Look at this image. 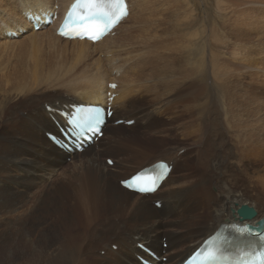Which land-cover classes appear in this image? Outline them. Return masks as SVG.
I'll use <instances>...</instances> for the list:
<instances>
[{
    "label": "bare ground",
    "instance_id": "6f19581e",
    "mask_svg": "<svg viewBox=\"0 0 264 264\" xmlns=\"http://www.w3.org/2000/svg\"><path fill=\"white\" fill-rule=\"evenodd\" d=\"M73 1L0 0V44L11 46V44H16L28 37L39 38V40L53 39L60 45L56 53H60L62 57L78 55L80 58L92 59V66L95 68L92 71L86 66L87 68H80L82 69L80 72H75V69L66 71L62 75L65 79L64 84L48 87L40 83L31 93L15 85L8 88L7 96L22 89L20 91L21 94L30 93L28 96L30 98L29 101L25 99L23 102L13 103L12 100L10 101L9 98L4 97L7 91L0 94V242L20 243L23 246L19 254H17L20 260L27 257L25 247L30 248L29 246L32 245L33 254L36 257L44 258L45 253L52 250L57 243L61 248L60 253L57 255H59L62 264H120V261L124 264H141L137 256L147 257V255L138 249L137 244L140 243L151 248L157 256L167 252V256H164L167 258V263L161 264H181L193 250L198 248L220 226L230 224L256 226L257 222L264 218V209L255 206L248 197L246 187L244 185L242 187L237 183L236 177H231L234 179L233 183H231L232 186L224 178L228 173L223 172L222 169L230 164L229 157L233 155V152L225 149L223 155L217 153V149L226 146L227 142H224V138L220 140V143H213L211 141L213 139H206L216 128H212V131L208 132V129L204 127L205 123L202 122V126L199 128L193 125L190 127L191 129L189 128L184 132H178L179 128L177 129L178 131L174 130L173 136L175 137L179 134L185 138L195 137L196 140L193 141V144H189L191 146L201 145L203 140L206 139L208 145L205 148V152L210 155V161H212L208 163L207 169L204 163L200 161L204 157L203 151L202 153L200 150L197 151L195 157H191L192 153H188L189 151L180 156V152L186 150L188 146L175 143L171 149H166L167 147L163 148L164 144H162V141L148 142L146 141L147 136H144V133L159 132L156 129L159 128L160 130L166 123L160 121L159 118L169 115L168 110L172 112L173 109L176 112L180 107L182 97L186 98L182 105L189 104L188 111L185 112L184 110L185 113L183 114L191 121L197 122L200 119L193 116L195 110H200L201 116H204L206 115L205 111L212 107L208 106V102L200 104L201 97L206 93V89L210 88L211 83L215 85L216 81L213 77L208 76L206 84L197 79L200 69L202 71V69L205 70L206 66L208 67L209 62L207 59L209 56L206 53L199 52L200 49L198 51L195 49L196 47H194L193 43L198 41V37L196 38L194 35L183 31L182 25L186 26L189 19H185L184 16L181 17L178 12V17H175L177 19L173 25L171 24L172 26L170 23L165 22L170 27L163 29L162 32H155L156 34L153 35L154 46L153 48L149 46L152 50L147 53L142 52L147 54H144V57L141 55L142 53L140 54L143 57V61L142 59L140 60L141 63L130 65L129 59L127 62V58L124 56L123 58L119 57L118 50L112 46V42L117 41L118 36L116 37V35L122 32L124 24L128 21L134 20L135 22L133 23L136 24L143 21L144 12L150 8V0H127L129 6L127 19L123 20L113 31V33H116L115 36L112 33L97 44H92L88 41H70L57 36V28ZM211 1L204 0L199 2V6H203V9L208 12V21L213 18ZM206 2L210 4V8L206 5ZM233 2L237 6L235 7L234 5V8L239 9L238 12L241 13L242 20L246 19L243 17L247 15L248 18L246 20L249 23L247 25L250 26L249 31L247 30L248 33L241 32L242 34L234 36L236 41L239 44H244L246 41H261L263 39L264 42V19L262 22L256 17L253 20H251L252 18L250 19L251 12H264V0H235ZM156 3V0H153L155 6L157 5ZM171 3L172 0H168V4ZM165 4L163 5L162 3L163 6L167 5ZM179 4L177 0L172 3V5L177 7L176 12L181 9ZM222 4L224 5V3ZM232 4H230V9L233 6ZM50 13H53L54 16L56 14L58 19L52 24H44L45 16ZM253 15L255 16L256 14ZM31 17L41 19V22L38 21L41 25L38 30H35L30 20ZM238 17L240 18V16ZM255 18L260 21V24L262 23V26H259V22ZM242 20L239 19L241 23L247 22L245 20L242 22ZM245 23L243 27H245ZM259 28L262 29L263 34L257 35L255 32ZM137 32H139V29ZM133 39L136 40L135 38ZM137 39L139 40L140 38ZM219 43H223L220 45H226L229 42L225 39L219 41ZM129 44L131 45V42ZM143 44H146V40ZM253 44L255 45V43ZM256 44L258 43L256 42ZM139 45L137 46L139 47ZM137 46L135 45V47ZM260 46L263 47L264 45L262 46V43H260ZM221 47L223 48V46ZM117 48L121 49V47ZM142 48L144 47L142 46ZM12 49L10 48V50ZM139 49H141V45ZM134 51L133 49V54L135 53ZM138 51L141 52L142 50ZM184 52L192 55L193 58L190 59L189 55H185ZM221 52L223 53V51ZM209 53L213 55L212 51ZM102 55L104 58H108V61H104V58L101 59ZM220 56L219 58H222ZM262 57H264V53L259 54L258 60H252V62L247 60L248 63L246 64L239 63L233 68L227 66V68H222L219 83L216 84L218 87L216 92L219 95L218 103H223L224 109L228 107V101L240 106L239 114L234 116L238 121L237 125L235 122L236 127L240 128L241 123L245 120L255 124L253 131L247 132L248 137H250L248 141L244 140L241 144L240 157L246 164L243 163L244 161L239 163L253 169L255 173H259L256 171L258 169L255 168L256 163L252 164L250 161L252 156L256 159H259V157L263 159L262 157H264V130L260 126L261 119L257 118L258 115L256 117V114L252 116L244 113L254 112L253 106L260 104V84L251 82L264 77L262 75L263 68L259 67L263 61H259V58ZM169 62L178 65V68H176L177 66L170 68V65L168 67L167 64H170ZM81 65L84 64L81 63ZM183 69L184 73H182ZM254 70H257V75ZM250 71L254 75H249ZM55 72L52 73L55 74ZM205 72L203 71V73ZM244 74H248L251 82L246 80L245 77L247 75ZM56 75L59 76L58 73ZM104 75H107L108 80ZM23 76L25 77V75ZM150 80L157 82V84H153L154 82H150ZM201 83H204L203 86L200 85ZM110 84H116L117 88L110 89ZM184 84L186 86L181 88ZM188 85L191 90L185 91L184 88H187ZM50 88L51 90H49ZM208 90L212 93L213 89L210 88ZM260 92L264 94L263 91ZM109 93L115 95L114 100L110 103L114 114L104 126L103 137L94 143L93 146H89L81 154L77 152L72 154L60 150L48 140L46 133L58 132L54 121L65 124L58 113L59 111L70 109V106L73 105L107 107ZM153 95L157 101H161L165 97L169 98V100L159 104L156 108L148 109L145 106L152 104H144V102L148 99L147 97ZM190 98L192 100L196 99L189 101ZM48 108L53 111H48ZM157 114L159 115L158 117ZM210 115L212 114H207L206 116L211 117ZM179 116L174 115L170 120H177ZM18 119L22 120L20 124ZM122 119L125 122L134 121L136 127L116 125V121ZM183 121L186 120L183 119ZM214 121L216 120L214 119L212 122ZM241 129L243 130V128ZM129 141H135L136 143L133 144L131 142L132 144L128 145ZM138 142L140 143L139 145ZM213 148L216 149L214 150ZM258 150H262L263 153L260 151L256 152ZM108 155L113 156V158ZM102 157H105L104 164L99 160ZM69 158L74 165L72 166L74 173L67 174L68 172L64 170L58 173V168ZM77 158H81L79 163L76 161ZM148 158L149 162H140ZM108 159L114 162L112 168L106 163ZM161 161L171 163L173 170L153 196L131 193L120 186V181H124L136 172ZM233 164L232 162V166ZM116 167L118 168L117 172L122 177L116 175ZM191 168H193L192 170L195 168L200 170L201 179L199 181L196 179L192 181L191 177L189 178L188 174H186L190 172ZM132 170L134 171L131 174L128 173ZM175 173L188 178L183 177V179L176 176ZM193 177L195 178L196 176ZM216 178H218V182L215 181ZM49 179H53L50 185L48 184ZM60 179L62 180L61 182ZM213 187L216 188V192L212 191L211 188ZM233 188L236 190H233ZM242 188H244V192L241 191ZM262 193H264V190ZM152 199H157L155 202H161L162 207L157 209L153 205ZM244 205L256 208L258 213L256 219L244 222L239 220L237 210ZM84 215L89 220L88 224H84ZM86 225H89V227L84 229ZM51 230H53L52 233ZM112 237L114 238L113 241ZM163 239L167 244L166 249L162 247ZM94 241L95 243H93ZM253 244H256V242ZM234 249L235 246L233 247ZM8 255L17 257L14 252H9ZM119 257H121L120 261ZM56 263V257L53 256L38 262V264Z\"/></svg>",
    "mask_w": 264,
    "mask_h": 264
},
{
    "label": "rangeland",
    "instance_id": "374dc122",
    "mask_svg": "<svg viewBox=\"0 0 264 264\" xmlns=\"http://www.w3.org/2000/svg\"><path fill=\"white\" fill-rule=\"evenodd\" d=\"M158 1L161 2V3L158 4L159 3ZM163 1H165V0H161V1L160 0H156V2H157L156 4L157 5L155 6L153 4V0H150V8L146 10L147 12L146 11L144 12L143 21L141 23H139L140 25L137 23L138 24V26H137L136 23H133V22H135L134 20L128 21L126 24H124V27L122 28L123 29L122 32H119L118 35H116V33H115L116 37L117 36L118 37H117V41L112 42V46L118 50L119 57H122L123 58V56H124L125 58H127V60L125 59L127 62H128V59H129L130 65H137L138 63H141V61H140L141 59L143 61V57L145 55H147L145 53L150 52L152 50V48L154 46L153 45V43H154L153 35L156 34L155 32H157V31L162 32L163 29H167L168 27H170L171 24L173 25L174 22L177 19L175 17H178V12L181 14L180 15L181 17L184 16L185 19L188 18L189 20H188L187 24L188 23L189 24L188 25L186 24V26H183L182 25L183 31L185 33H187V34L194 35L196 38L198 37L197 38L198 41H194V43H193V45H195L194 47H196L195 49H197V51L200 49L199 52L206 53L207 56H209V58L207 59V61L209 62L208 63V67L206 66L205 70L202 69V71L200 69V72H199V75H198V78L197 79L200 80V81H202V82H204L205 84H206V79L208 80V77H213L215 79V81H216L215 82V85L213 83H211V85H210V88L213 89L212 90V93H211V91L208 90L210 88H207L206 89V93L201 97V102H200V104H203V103H207L208 102L207 103L208 106L209 105L212 106V107L209 108V110H206L205 111L206 115L207 114H212V115H210L212 118L209 117V116H206V115L201 116V111L200 110H195L193 112V116L195 118H200L197 121L198 123L196 121H191L189 118H187V116L185 117V114H183V113H185V112L188 111L189 104H187V105H184L183 104L182 105V103L186 99L185 97H182L181 98L182 101H181L180 107L177 109L176 112L173 111V109H172V112L171 111L169 112V110H168L169 115L162 116V117L159 118L160 121L166 122V123H164L165 126L163 125L160 128L161 131L159 130V128H157L156 131L157 132L159 131L158 133H155V132L144 133V136H147L146 141H148V142L155 141V140L162 141V144H164L163 148H166L167 147L166 149H171L172 148V145L175 144V143L176 144H181L182 146H188V148L186 150H183V151L180 152V154H179L180 156L184 155L187 151H189L188 153H192L191 154L192 155L191 157H195V154L197 153V151L200 150L201 153L203 151V156L204 157L202 159H200V161L202 163H204L205 168L207 169L208 163H211L212 161H210V155L205 152V148L208 145V142H206V139H209V140L210 139H213V140H211L213 143H220V140H222L224 138V142H227L226 143V146L220 147L219 149H217V151H218L217 153L223 155V152L225 151V149L226 150L229 149V150H231L233 152V155L229 157L230 164L224 166L223 167L224 170L222 169L223 172L228 173L227 175L224 176V178L226 180H228L230 186H232L231 183H233L234 179H232L231 177H233V178L236 177L237 178L236 179L237 180L236 182L239 183L242 187H243V185L246 187L248 197H249V199L252 200V202L255 204V206L257 208L264 209V200H263L264 199V193H262L263 190H264V186H263V184H264L263 183L264 182V157H262L263 159H260V157H259V159H256V158H254V156L251 157V161L250 162L252 164L256 163L255 164L256 165L255 168L258 169L256 171H258L259 173H257V172L255 173V172H253V169H251V168H249L247 166H243L242 164H239V163H241V161H244L240 157V151L242 150L241 144L243 143L244 140L245 141H248V139L250 137H248L247 134L249 132L253 131V129L255 128V124H254V122H251L249 120H245L243 123H241L240 128L236 127V125L238 124V121L235 119L234 116H235V114H239L240 106L239 105H235L233 102H229L228 101L227 102L228 107L226 109H224L223 103H221V104L218 103L219 95L216 92L217 91L216 89L218 88L216 86V84L219 83V78L221 77L220 74H222L220 72L221 69L222 68H227V67H230V68L232 67L233 68V67L237 66L239 63L246 64L249 61L252 62V60H258L259 54L264 53V46H263L264 45V42H263V39H261V41L260 40L259 41L253 40L252 42H250V41L247 42L246 41V42H244V44H239L238 41H236V38L235 37L237 36V34L248 33L250 26L247 25V24H249L248 21L246 20L248 18L247 15H246V17L245 16L243 17V18H246V19H243V20L247 21L245 23L242 20L241 13L238 12L239 9L237 10V8H234L235 3L233 1H235V0H212L211 2L213 3V5L211 3V7H212V14H213L212 16H213V18H211L209 21L207 20L208 12L203 9L204 8L203 6H199V2L200 1H204V0H180L181 2L179 0H177L180 3L179 5L181 7V9H179V11H177V12H176V8H177L176 5H172V3H174L176 0H172V3L171 4H168V0H166L167 2L166 1L163 2ZM169 1H171V0H169ZM162 3H163V5H164V3H166L167 5L165 4L166 6H163ZM222 3H224V5ZM231 3H233L232 4L233 6L231 8L232 10L230 9V7H231L230 4ZM206 5H208V7L210 8V4L209 3L206 2ZM158 6L160 7V9L161 8L162 9L160 10ZM168 6H170V7H168ZM218 7H220V8H218ZM235 7H237V6L235 5ZM164 8H166V9H164ZM230 11H232V12L234 11L233 14H235V15L231 14L232 12H230ZM251 14H250L252 16V17L250 16V19L252 18L251 20H253L254 17H256V18H259L260 21L262 22L263 19H264V12L259 13L257 11L256 12L253 11V13L251 12ZM253 14H256V15L254 16ZM236 15L240 16V18L238 16H236ZM262 15H263V17H262ZM256 18H255V20H257L259 22V26L260 25L262 26V23L260 24V21L258 19H256ZM239 19L242 20V22H244L246 24L245 27H243V24L244 23H241L239 21ZM165 22L168 23V24L170 23V25H167ZM143 23H145V24L143 25ZM234 23H235V25H234ZM204 28H205V30H204ZM138 29H139V32H137ZM241 30H243L245 32H243ZM126 31L129 32V34H127ZM232 31H234V32H232ZM132 32H135L136 34L135 33L132 34ZM130 33H131V35H130ZM255 33H257V35L258 34H263L261 28H259ZM125 35H128L130 37V39H129L128 36H125ZM126 37H128V38H126ZM131 38L132 39L135 38L136 40H134V39L132 40ZM137 38H140V39L138 40ZM143 39H144V41L146 40V44L145 45L143 44L144 43ZM225 39H226V41L229 42V43L226 44L227 46L225 44H224L225 46L224 45H220V44H223L225 42L219 43V41L225 40ZM128 40H132V41H130L131 42V45L129 44L130 42ZM23 41L18 42L19 44L18 43L11 44V46L10 45L7 46L6 44H0L1 45L0 46L1 47L0 48V51H2L3 49H4V51L5 50L7 51V52L6 51L5 52L4 51L0 52V58H1L0 61L2 60L1 63H0V67H1V69H0V71H1L0 72V94H3L5 91L8 90V88L10 86H14V85L17 86V87H21L22 89H24V91L26 90V92H30L31 93V92H33L38 87V85L40 83H43L44 85H46L48 87H50V86H57L58 84H64L65 79L62 77V75L66 71H73L75 69L74 70L75 72H77V71L80 72L86 66L88 68H90L89 70H92L93 71L95 69L92 66V64H93V62H91V61H93L92 59L90 60V59H87L85 57L84 58H80L78 55H74V56H72V55H66V57H64V56L62 57V55L60 53L59 54L56 53V50L58 48H60V45L58 44L57 41H55L53 39H49V40H39V38L38 39H34L32 37H28V38L23 39ZM51 41H53V43H51ZM125 42H128V43H125ZM137 42H138V44H137ZM141 42H143V43H141ZM256 42L258 44H256ZM20 43H21V45H20ZM133 43H134V45H133ZM231 43H232V45H231ZM253 43H255V45ZM260 43H262V46L263 47L260 46ZM139 44L141 45V49H139V47H140ZM252 44H253V46H255L254 49H252L253 48ZM18 45H19L20 48L18 47ZM128 45H129V47H127ZM135 45L136 46L139 45V47L138 46L135 47ZM256 45H257V48H256ZM16 46H17V48H16ZM47 46H49V47H47ZM51 46L52 47L55 46V47L52 48ZM132 46H134V47H132ZM142 46L144 48H142ZM149 46H151L152 48L149 47ZM221 46H223V48ZM14 47H15V50L17 52L14 50ZM32 47L35 48V49H33ZM117 47H121V49H118ZM10 48L11 49L13 48V49L10 50ZM249 48H251L252 50L251 49L249 50ZM53 49H54V51H53ZM133 49L135 50L134 51L135 52L134 53L135 55L132 52ZM8 50L9 51H12V52H9ZM138 50H142V51L140 52ZM145 50H148V51H145ZM254 50H256V51H254ZM51 51L54 54H52ZM137 51H138V53H137ZM210 51L213 52V55H211L209 53ZM221 51H223V53ZM142 52H145V53H142ZM256 52H258V53H256ZM184 53H185V55H189V58L190 59L193 58L192 55H190V54H188L186 52H184ZM246 53H248V54H246ZM140 54L143 57H141ZM253 54H255V55H253ZM257 54H258V56H257ZM136 55H138L140 58L138 56H136ZM220 55H222V56H220ZM135 56H136V58H135ZM219 56L222 57V58H219ZM240 56H243V57H240ZM170 57H168V58H170ZM196 57H197V55H196ZM216 57H218V59H216ZM19 58H20V60H19ZM103 58L104 57L102 55L101 56V59H103ZM250 58H251V60H250ZM263 58L264 57L259 58V61H262L263 60L261 62V65H259V67H262L263 68V74L262 75L264 76V59ZM53 59H55V60L53 61ZM33 60L34 61L37 60V61L34 62ZM130 60H132V61H130ZM196 60H198V59L196 58ZM247 60H248V62H247ZM17 61L20 62V63H18ZM104 61H108V58L105 57L104 58ZM135 61H137V62H135ZM81 63L84 64V65H81ZM169 63L170 64H167L168 67L171 66L170 68H172V67L175 68L177 66L176 68H178V65L171 64V62H169ZM20 64H22V65H20ZM64 67H66V68H64ZM199 67H200V65H199ZM51 68H52L53 71L51 70ZM80 68H82V69H80ZM16 69H17L18 72L16 71ZM56 69H58V70H56ZM61 70H63V71H61ZM229 70H232V69H229ZM203 71H206V72L203 73ZM6 72H8V73H6ZM34 72H35V74H34ZM52 72H55V74L52 73ZM184 72L185 71L183 69V72L182 73H184ZM57 73L59 74V76L56 75ZM254 73L257 75V70H254ZM254 73L252 71H250V74L249 75H251V74L254 75ZM7 74H8L9 77L10 76L11 77L13 76V77L12 78L11 77L9 78L7 76ZM23 75H25V77ZM54 75L57 76V77H55ZM244 75H247V77H245L246 80L248 82H251V80L249 81L250 78L248 77V74H244ZM104 77L108 80L107 75H104ZM20 78H22V79H20ZM263 79H264V77H263ZM263 79H260V80L255 79V81L253 80L251 82V83H256V84L259 83L260 84V88H259L260 104L258 105L259 107L258 106H253V109L255 110L254 112H245L244 113L246 115L247 114H250L252 116L256 114V117L258 115L257 118L261 119V122H260L261 125L260 126L262 127V130H264V117H263L264 116V98H263L264 97V94H262V92H260V91H263V93H264V89H263L264 88V85H263L264 84V80ZM18 80H19V82H18ZM259 81H261L262 83L259 82ZM150 82H154L153 84H157V82H155L153 80H150ZM204 83H201L200 85L203 86ZM189 85H190V83H189ZM189 85L187 86V88H184L185 91L191 90V87H189ZM261 85H262L263 88L261 87ZM185 86H186V84H184L181 88H183ZM22 89H20L19 91L14 92L13 94L8 95V96L6 95V94H8V91H7L4 94V97L7 98V99L9 98V100L10 101L12 100L13 103L23 102V101H25V99L26 100L28 99L27 101H29L30 98H28V96L30 95V93H28V94H26V93L21 94L20 91ZM49 90H51V88ZM166 92H167V89H166ZM211 94H212V97H211ZM147 98H146L147 99L146 100L147 102L146 101L145 102L143 101L144 104H152V105L145 106L148 109H151L152 107H155L156 108L159 104L165 103V102H167L169 100V98L165 97V98H162L161 101L160 100L157 101L156 98L154 97V95L151 96V97H147ZM190 100H192V99L190 98L189 101ZM194 100H192V101H194ZM12 102H11V104H13ZM217 104H219V105H217ZM225 106H226V104H225ZM186 107H188V108H186ZM221 107H222V109H221ZM231 107H233V108H231ZM213 108H215V109H213ZM184 110H185V112H184ZM151 111H153V110H151ZM173 112H175V113H173ZM174 115H180V116H179V118L177 120H170V119H172L171 117H173ZM158 116L159 115L157 114V117ZM255 118H253V119L255 120ZM183 119L186 120V121H183ZM214 119L217 121V123H216V121L212 122ZM222 120H223V122H222ZM21 121H22L21 119H18V123L19 124L21 123ZM119 121H122L123 123L116 124V125H124V126H127L124 119L118 120V121H116V123H118ZM200 121H201V123H200ZM202 122L205 123L204 127H206L208 129V132H211L212 131V128H216V129H215V131H213L212 134L209 135L210 138L208 136V138L204 139L205 141L203 140V142L201 143V145L200 144L199 145L196 144V145H192V146L189 145V144H193V141L196 140L195 137H191V138L186 137L187 138V140H186V138L183 137V135H180V134L177 137L173 136L174 135V132L175 131H178L177 130L178 128H179V131L178 132H184V131H187L193 125H195V127L197 126L198 128L201 127L202 126L201 125ZM235 122H236V125H235ZM190 123H192V125H190ZM182 124L185 125V126H183ZM178 125H180V126L178 127ZM241 126H243V127H241ZM129 127H136V126L134 124V125L129 126ZM241 128H243V130ZM163 130H164V132H162ZM54 133H56V132H54ZM54 133H52V134H54ZM202 133H203V131H202ZM148 138H150V139H148ZM183 138H185V139H183ZM197 140H199V139H197ZM131 142L133 144L136 143L135 141H129L128 142V145L132 144ZM139 144L140 143L138 142V145ZM213 149L215 150L216 148H213ZM213 149H212V151H213ZM259 151L261 153H263L262 150H258L256 152H259ZM153 154H155V153H153ZM263 155H264V153H263ZM108 156L111 157V158H113V156H111V155H108ZM252 158H253V160H252ZM80 160H81V158H77L76 159V161H78V163L80 162ZM99 160H100L101 163L104 164L105 157H102ZM143 161L144 162H149L150 160L148 158V159L142 160L140 162H143ZM232 162L234 163L233 166H232ZM243 163L246 164L245 161ZM132 165H136V164H132ZM72 166H74V165L71 162V159L69 158V159H67V161H65L64 164H62L60 166L61 168L60 167L58 168V173H60L62 170L68 172L67 174L74 173V170H73V167ZM109 167L112 168V166H109ZM193 168H191L190 169V172H188L186 174H188V177L189 178L191 177L190 179L192 181L195 180V179L197 181H199L201 179L200 170L198 168H195L194 170H192ZM132 169H134V168H132ZM225 169H227V170H225ZM117 171H118V168L116 167V172ZM133 171L134 170L129 171L128 173L131 174ZM202 173H204V172H202ZM175 174H176V176H179L181 178H183V177L188 178L186 176L179 175V173H175ZM116 175H119L120 177H122V175L119 172H117ZM238 175H239V177H238ZM193 176H196V177L194 178ZM52 180L53 179H49L48 180V184L49 185L52 184L51 183ZM191 180H189V181H191ZM61 181L62 180L60 179V182ZM215 181L218 182L219 181L218 178H216ZM221 182H224V181H221ZM211 189H212L213 192H216V188L215 187H213ZM233 190H236V189L233 188ZM241 191L244 192V188H242ZM155 200H157V199H152V202L155 203ZM156 202H158V201H156ZM250 207L256 209L253 206H250ZM232 212H233V210H232ZM83 221H84V224H88V221L89 220L85 217V215L83 216ZM189 221H190V219H189ZM88 227H89V225H86V227L84 229H87ZM80 228H83V227H80ZM80 231H81V229H80ZM52 232H53V230H51V233ZM113 239L114 238L112 237V241H113ZM16 243L17 242H14V243H11V242H9V243L0 242V264H38V262L47 260L50 256L56 257V262H57L56 264H58V263L59 264H62L61 260L59 259V255H57V254L60 253L59 251L61 250V248L59 247V245L57 243H56V245L53 246L52 250H50L47 253H45V256H43L44 258H40V256L36 257L35 254H33V246L32 245L29 246L30 248L25 247V251L27 253V257H24L21 260H20V258H19V256L17 254H19L20 249L23 246H21L20 243H17V244ZM93 243H95V241ZM163 244H166L164 239H163ZM163 244H162V247L164 248V245ZM15 245H16V247H15ZM57 249H59V250H57ZM164 249H166V248H164ZM9 252H14L17 255V257H13V255H10L9 256L8 255ZM167 254L168 253L166 252L165 254H162L161 255V258L163 259L161 261V263H167V258L164 257V256H167ZM95 255H97V254H95ZM102 255H104V254H102ZM120 258L121 257H119V261H120ZM120 264H124V263H122L120 261Z\"/></svg>",
    "mask_w": 264,
    "mask_h": 264
},
{
    "label": "snow or ice",
    "instance_id": "6c2138e0",
    "mask_svg": "<svg viewBox=\"0 0 264 264\" xmlns=\"http://www.w3.org/2000/svg\"><path fill=\"white\" fill-rule=\"evenodd\" d=\"M80 2L81 0H78V3ZM86 2L96 3L97 0H86ZM97 15H106V14L93 12L87 15H82L76 21H74L73 23L79 25L82 29L81 31L75 32L74 35L83 38L84 35L88 34V30L83 26L86 24L98 23L99 21L95 20V17ZM69 19L71 20V18ZM69 34L70 33L65 32L64 30L61 31V35H69ZM89 38L96 39L98 37L90 36ZM113 87H115V85H113ZM100 121H101V117L98 111L84 112L83 115H81L78 120L74 118V120L70 122L73 123V128L69 130V135H74L76 132H79V136H83L85 131L91 133L92 135H95L98 132L97 125L100 123ZM79 136L77 137L78 139ZM109 163H111V161ZM160 167L166 169L167 165H161ZM161 178L162 175L158 173L154 177H149L148 179L145 180L144 175L140 174L134 177L131 181H126L124 183L126 187L133 188L134 190L141 192H147V191H154L157 182Z\"/></svg>",
    "mask_w": 264,
    "mask_h": 264
},
{
    "label": "water",
    "instance_id": "95a60500",
    "mask_svg": "<svg viewBox=\"0 0 264 264\" xmlns=\"http://www.w3.org/2000/svg\"><path fill=\"white\" fill-rule=\"evenodd\" d=\"M237 214H238L239 220L241 222L252 221V220L256 219L258 216L256 209H254L248 205L241 206L237 210ZM252 228L256 229V230L260 229V228H264V218L260 219L257 222V225L255 227H252Z\"/></svg>",
    "mask_w": 264,
    "mask_h": 264
}]
</instances>
